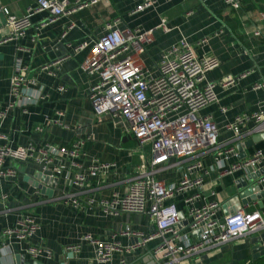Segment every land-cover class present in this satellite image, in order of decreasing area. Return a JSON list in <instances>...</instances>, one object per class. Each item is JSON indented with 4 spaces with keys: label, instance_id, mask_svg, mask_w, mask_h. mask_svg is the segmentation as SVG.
<instances>
[{
    "label": "crops",
    "instance_id": "crops-1",
    "mask_svg": "<svg viewBox=\"0 0 264 264\" xmlns=\"http://www.w3.org/2000/svg\"><path fill=\"white\" fill-rule=\"evenodd\" d=\"M67 1L68 8H73L78 0ZM142 1L98 0L55 19L47 12L33 13L28 17L31 27L16 41H5L9 28L0 11V146H69L81 140V151L87 160L116 165L106 176L87 178L91 192L81 197L85 203L82 209H75L59 200H50L62 185L47 184L37 163L6 160L4 168L14 173L0 177V264H98L95 246L81 239L86 234L114 244L105 264H160L154 251L163 240L155 237L142 242L157 230L147 213L111 216L98 207H86L89 196L98 200L108 199L112 193L123 194L135 169L152 158L149 145L140 147L137 139L127 133L126 122L108 115L96 119L90 86L98 77L88 76L80 69L93 42L105 34V24L115 20L120 30H152L153 39L139 56L152 72L161 53L185 38L199 57L211 56L220 62L219 67L205 75L206 82L217 83L227 76L236 78L227 89L217 86L216 102L198 112L199 116H209L218 129L217 141L225 144L221 150L232 151L224 161L215 160L212 153L203 155L202 168L191 174L199 179V185L175 198L182 220L179 236L186 235L190 242L197 239L198 231L189 228L190 208L216 201L220 204L216 215L223 218L240 208L251 211L264 206V163L253 172L232 169L264 149V130L250 134L254 124L246 122L239 128L237 140L226 144L233 138L226 126L236 116L264 111V87L253 88L256 84L264 86V20L260 18L264 14V0H242L239 10L232 9L224 0H155L149 8L134 12ZM36 6L37 0H0V7L16 17L25 16L27 8ZM254 28L261 29L259 37L246 34ZM35 35L38 37L33 41ZM84 42L87 47L75 52L73 48ZM17 60L27 68V78L32 83L27 84V90L16 102L10 95V77ZM44 66H48L47 71L41 70ZM192 161L189 159L184 165ZM167 165L159 166L155 178L165 185L178 184L185 169ZM186 198H191V202L185 203ZM28 215L40 224L30 243L49 251V257L23 254V244H17L14 237L2 236L4 228ZM176 243L180 244L177 240ZM75 246L78 249L74 252ZM256 261L264 262V231L191 255L179 264Z\"/></svg>",
    "mask_w": 264,
    "mask_h": 264
},
{
    "label": "built area",
    "instance_id": "built-area-1",
    "mask_svg": "<svg viewBox=\"0 0 264 264\" xmlns=\"http://www.w3.org/2000/svg\"><path fill=\"white\" fill-rule=\"evenodd\" d=\"M97 1L78 0L73 8H68L67 0H37V6L27 8L23 17H16L7 8L0 7L9 28V36L5 41L22 38L25 31L31 27L28 17L33 13L47 12L55 19L82 10ZM154 2L155 0H143L135 7L134 12H141ZM241 2L242 0H224V3L234 10H239ZM260 18L264 20V14H261ZM117 22L115 20L105 24V34L93 42L80 64V69L88 76L98 77L90 86L91 106L96 119L108 115L112 119L126 122L127 133L137 139L140 147L149 145L152 158L135 169L134 174L127 180L123 194L112 193L108 199L98 200L89 196L86 207H98L103 213L111 216L122 213H147L155 221L157 230L150 237L143 238L142 242L155 237L163 240L154 251L160 264H179L180 260L191 255L264 231V206L251 211L240 208L219 218L216 212L220 204L215 201L188 210V216L191 218L189 228L191 231H198L194 242H190L186 235L179 236L178 224L182 220L175 198L199 185V179L192 178L191 174L202 168L203 155L212 153L215 160L224 161L232 151L221 150L225 144H219L217 141L218 129L209 116H199L198 112L216 102L217 86L227 89L235 84L236 78L227 76L217 83L206 82L205 75L219 67L220 62L211 56L199 57L193 45L185 38H181L161 53L152 72L141 63L139 57L153 39L152 30H120L116 28ZM38 29L35 28L36 31ZM246 34L259 37L261 29L254 28L246 31ZM37 37L38 35H35L33 41ZM63 37L64 34L61 35V38ZM86 47L84 42L73 49L79 52ZM41 70L47 71L48 66L42 67ZM30 82L32 83V80L27 78V68L17 60L10 77L12 99L17 102ZM263 87L262 84H256L253 88L257 90ZM27 102H30V99H27ZM54 122L58 123V120H52V123ZM246 122L254 124L249 130L250 134L263 132L264 111L236 116L233 122L226 126V130L233 133V138L226 144L237 140L239 128ZM81 144L82 141L78 140L69 146H0V177L14 173L13 170L4 168L6 160L33 161L41 167V175L46 177L47 184L62 185L51 201L59 200L64 205L70 204L75 209H82L85 203L81 201V197L91 192L87 178L106 176L116 165L99 159L87 160L81 151ZM189 159L193 161L184 165ZM167 163L168 167L185 169L178 184L165 185L155 178L159 166ZM262 163L264 149L257 150L248 159L233 165L232 169L253 172ZM188 202H191V198L185 199V203ZM39 228L40 224L36 218L28 215L12 227L4 228L1 234L7 238L14 237L17 244H23V254L32 258L41 255L49 257V251L30 243V238ZM166 236L172 237L166 239ZM81 239L95 246V260L98 264H105L110 260L115 249L114 244L101 242L89 234ZM176 240L180 244L176 243ZM72 249L75 252L78 247Z\"/></svg>",
    "mask_w": 264,
    "mask_h": 264
},
{
    "label": "trees",
    "instance_id": "trees-1",
    "mask_svg": "<svg viewBox=\"0 0 264 264\" xmlns=\"http://www.w3.org/2000/svg\"><path fill=\"white\" fill-rule=\"evenodd\" d=\"M262 262V263H261ZM261 262H259V261H256V262H254L253 264H264V262L263 261H261Z\"/></svg>",
    "mask_w": 264,
    "mask_h": 264
},
{
    "label": "water",
    "instance_id": "water-1",
    "mask_svg": "<svg viewBox=\"0 0 264 264\" xmlns=\"http://www.w3.org/2000/svg\"><path fill=\"white\" fill-rule=\"evenodd\" d=\"M39 188H41V186H38ZM181 224H178V227H180ZM198 233V232H197Z\"/></svg>",
    "mask_w": 264,
    "mask_h": 264
}]
</instances>
